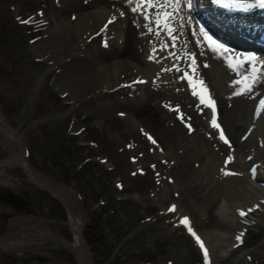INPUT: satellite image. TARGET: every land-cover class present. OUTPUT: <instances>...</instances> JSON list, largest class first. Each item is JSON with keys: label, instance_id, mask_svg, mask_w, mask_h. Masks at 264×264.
Listing matches in <instances>:
<instances>
[{"label": "rangeland", "instance_id": "374dc122", "mask_svg": "<svg viewBox=\"0 0 264 264\" xmlns=\"http://www.w3.org/2000/svg\"><path fill=\"white\" fill-rule=\"evenodd\" d=\"M104 1L0 0V109L22 139L21 145L0 125V191L11 193H0V237L9 235L14 220L34 224L15 240L0 241V264H79L78 255L63 239L76 237L66 200L34 180L19 161L1 162L11 156L7 146L17 150L23 146L27 161L37 171L73 188L75 193L69 196L76 208L83 209L81 232L93 264H205L195 238L181 224L185 213L178 214L179 204L187 207L199 230L225 232L237 242L226 253L223 241L216 239L209 264H264V214L258 219L241 217L245 223L240 224L225 204L229 212H219L225 192L211 181L210 141L198 137L197 147L190 141L203 124L196 119L201 110L189 98L173 96L159 82H151L138 99L128 101L130 93L118 86L133 74H127L126 64L103 94L107 102L118 98L123 102L102 109L93 92H83L90 76L82 77L78 96L68 97L54 82L60 69L35 51L34 45L64 17L75 22L90 11L88 29L95 33L105 16L95 10ZM134 17L130 19L137 22L136 31L145 36L141 18ZM104 37L98 33L94 40L89 38L85 50L103 56L107 63L117 57L132 58L131 49L123 53L122 48L106 47L110 40L106 43ZM122 39L124 47L139 50L135 62L144 66L146 42L128 33ZM115 50L117 57L112 56ZM262 83L257 82L251 92L237 87L234 93L218 96L226 108V127L244 149L259 145L264 136L247 128ZM243 96L250 99L248 109ZM175 102L180 103L183 116L174 114ZM187 119L194 125L191 131ZM147 131L155 134L156 144ZM228 200L232 204V198ZM174 204L175 211L170 212Z\"/></svg>", "mask_w": 264, "mask_h": 264}, {"label": "bare ground", "instance_id": "6f19581e", "mask_svg": "<svg viewBox=\"0 0 264 264\" xmlns=\"http://www.w3.org/2000/svg\"><path fill=\"white\" fill-rule=\"evenodd\" d=\"M108 1L109 0H106V2L104 1V3H101V6L95 11L101 13L100 16H102L103 13V15H105L102 16L104 19H106L108 16H115L116 19L113 23L108 24L106 29L102 24L104 21L103 20L99 27L98 33H103V37L108 36L110 41L106 47L109 46L111 48V46H113L115 49L122 48L121 51L123 53L131 49L132 58L130 60L124 61V59L117 57L118 51L115 50L112 52V56H116L117 58L112 60V62L107 63L103 56H95L92 52L85 50L84 45L87 43L86 41L89 38L94 40L98 35V33L97 35L92 33L94 30L88 29L91 26L89 23V19L91 18L90 11H84L75 22H73V20H71L69 17L56 20V24L50 28L52 29L49 32L50 35L43 38L34 45L35 51L37 53H40L41 55L44 54L51 59V66L55 65L58 67V69H60V72L56 75L54 82L59 84L62 90H65L67 96L72 98L78 96L77 89H80L79 84L83 82L85 77L87 78L90 76L88 77L89 79L87 78L89 81L86 84V87L83 88V92H93V94L98 98V103L101 105V108H104L106 105H110L113 102H115V104L123 102V100H120L119 98L111 102H107V100L103 97V94L105 93L106 86L108 87L109 85L114 84L111 83V81L114 79L113 77L116 76L115 74H117L119 70H122L120 68L127 64V66L130 68V70L128 69L127 74H133L130 76L127 75L128 77L126 76V78L124 77L125 79L122 81V84L119 85L118 83V86L119 88L127 89L128 93H130L127 96V98H130L128 101L132 102L135 101L136 98L138 99L140 97V93L143 94V89L145 88L146 83L154 82L155 84V82H159L158 84L166 87L167 90L174 94L173 96L189 98L191 102H193L192 105L198 107V110H200L199 106L203 105L199 104L197 97H193L191 95V87L185 81L179 80V77L185 72L184 68L189 67L191 64V54L196 53L197 71L195 73H197V75H203L211 84L213 96L218 100L219 116L225 123V120H227L225 111L226 108L224 105L222 106L218 96L220 94L234 93L238 90L237 87L242 92H244L246 91L247 85L251 83L250 80H245V74L248 76L252 75V71L248 67L249 62L243 61L245 52H242L238 47L243 42H247L248 40L244 39L242 36L233 34V38L236 40L237 45L229 46L225 44L230 49L234 50L226 55L233 58L236 56L241 57V66L237 67V61L233 59L232 67L230 68L228 60L225 59V55H221L219 53L214 55L208 50L206 42L203 41V37H200L199 35L194 37L192 35L193 30H198L201 26L205 27L203 23H200L197 20V17L200 16L208 26L220 29L226 40H228L230 37L224 32V28L228 25H245L249 26L250 28L253 27L255 40L261 39L262 43H260V45H264V12H260L259 9L254 7L255 12L253 11V13L251 12L246 16L229 14L211 6V4L208 3V0H196L194 9L189 11L185 4V0H180V8L174 14L175 19L170 21L171 26L175 29L173 36L176 37V40L173 41L168 37L163 29L159 31V36H157V26L154 23L151 25L154 30L152 33H148L147 29L143 27L145 36H140L136 31V29H138L137 22H134L132 19H130V17L139 16L141 18H138V20H140L139 23H141L143 26L145 21L142 19V17L140 15H134L130 11V9L127 7L126 0H112L113 2ZM154 2H157V0H154ZM159 2H162V0H159ZM170 9L171 5H168L166 10L170 11ZM150 11L154 15L155 9ZM121 12H124V16L122 17L120 16ZM127 15L129 16L126 19ZM44 16L46 15H43V17ZM189 16L192 18V23L187 22ZM128 19H130L129 22ZM197 21L199 23H196ZM124 22H127V24ZM259 25L261 27H259ZM124 32H126V34H124ZM127 33L134 36L135 38L137 37L138 40L140 39L146 42L145 48L143 49L144 53L146 54L144 55V66L135 62L139 52L138 49L131 48L129 45L124 47L125 44L123 45L122 38L123 35H127ZM86 35L87 38H84ZM197 39L201 40L203 51L205 53L204 55H200V51L202 49L201 47L197 46ZM256 42L259 43L258 41ZM173 43H175V46H173ZM105 50L106 48L103 52L107 51ZM149 55L153 56V60H149ZM37 56H39V54ZM255 56L259 61H264V55H262L260 49L256 51ZM204 63H207L209 67H203ZM258 63V69L264 72V63ZM183 65H185L184 68H182ZM177 68L179 71L176 70ZM190 71L192 72V69H190ZM83 76H85L84 79H82ZM141 76L147 77L144 83H133L134 81H137L135 78ZM164 78L167 80L166 82L163 80ZM118 82H120V80ZM262 84H260L257 88H254L255 93ZM248 97H242L244 108L247 109L250 105V99ZM173 111L174 114L179 115L183 110L181 109V105H179V108L173 109ZM252 116L253 117H251V121L247 128L253 129L252 132L255 134L260 132L264 133V104H262L257 115H255L252 111ZM196 119L199 125L203 124L201 127L203 130L201 129V131L195 137H192L190 141L194 147L199 146L198 137L207 139L208 144L210 141L209 146L212 148L208 149V151L211 152L208 154L207 159L212 166L211 181L216 184L218 188L225 192L223 195L225 199L219 212L223 215L227 214L229 210H225V205L228 206L231 211L236 213L235 217L240 222V224H244L245 221H242L238 210L247 211L248 209H252V211L249 212L246 217L253 219L260 218L261 215L264 214V136L260 137L261 143L259 145L254 146L251 144L248 149L242 148L240 143H235L234 139L231 137L229 141L231 147H229L219 139L217 129H213L211 127L210 109L203 106L202 111L196 112ZM0 125H2L9 137H15L22 145V139L20 138L17 129L11 125L10 121L4 116L1 109ZM212 137L213 139L211 140L210 138ZM213 140L217 143L213 144ZM8 144H10L9 141H7V145ZM243 144L245 143L243 142ZM7 147H10L11 156L7 159H3L1 162L14 163L15 161H19V163L25 166L30 176L34 180L41 184H46L57 193H60L61 196L66 200L70 208V220L76 237L74 241L64 237L63 239L70 247L74 249L75 253L78 255L79 264H93L90 260L91 255L88 246L81 232L84 222L83 209L76 208L69 196L74 195L75 192L73 191V188L70 185H66L64 183L54 182L48 176L37 171L27 161L23 146L22 150H17L15 147L11 148V146ZM159 153L161 154V151ZM229 155L233 156V161L227 165V168H225V160ZM139 159H137V162ZM253 167L256 168L255 176H252L250 171ZM222 169L238 174L224 176L221 171ZM230 197L232 198V204L228 203V199ZM179 205L177 208L178 214H187V207L184 204ZM193 218L194 217L189 214V226L206 242L208 254H211L212 249L214 250L216 239L220 240V242L223 241V252L226 253L237 245V242L231 240L230 235L225 234V232L199 230L198 227L194 225ZM33 226L34 224L27 222V220H14L11 222L9 235L0 237V241H12V239L15 240V237L17 234H19V232L25 228H32ZM50 232L53 233L52 231ZM235 234L238 237V234ZM13 242L16 243V241Z\"/></svg>", "mask_w": 264, "mask_h": 264}, {"label": "snow or ice", "instance_id": "6c2138e0", "mask_svg": "<svg viewBox=\"0 0 264 264\" xmlns=\"http://www.w3.org/2000/svg\"><path fill=\"white\" fill-rule=\"evenodd\" d=\"M196 0H185V4L189 11H192L195 7ZM216 3L222 7H228L231 9H236L239 11H249L254 7L264 8V0H216ZM127 7L130 9V11L134 15H140L142 19L145 21L143 24V27L147 29L148 33H152L154 30L151 27V25L154 23L157 26L156 35L159 36V31L163 29L168 37L172 39L173 41L176 40V37L173 36V32L175 29L171 26L170 21L175 19V13L180 8V0H162V2H154V0H126ZM158 4V6H157ZM171 5V11L166 10L167 6ZM155 9L154 15L150 10ZM120 16H124V12L120 13ZM116 17L112 16L107 24H105V29L107 28L108 24H111L115 21ZM31 20V18H30ZM28 21H22V23H29ZM188 23H192L191 16L187 19ZM196 23H199L198 21ZM192 35L196 37L199 35L200 37H203V41L206 42L208 50L215 54H221L225 55V59L229 62V67H232V60L235 59L237 61V67L241 66L240 61L241 57H231L226 54L229 52H232L234 50L230 49L228 46H226L223 42L218 41L216 38H214L206 29L205 27L201 26L198 30H193ZM196 44L198 47H201L200 55H204L203 46L201 44V40L197 39ZM106 46V45H105ZM173 46H175V43H173ZM166 47V45H165ZM163 50V49H161ZM149 60H153V56L149 55ZM243 61L251 62L253 67L251 69L252 75L248 76L245 74V80L251 81L247 85L246 91L251 92L253 90L254 85L257 82H264V72L260 71V69H257L255 67V64L260 62L264 63V61H259L258 58L255 55H246L243 57ZM189 67L192 69V72L195 73L197 71V59H196V53L191 54V64ZM203 67L207 68L209 65L207 63H204ZM170 70V69H168ZM179 71V69H176ZM167 71V70H166ZM247 71V69H246ZM179 80L185 81L190 87H191V95L193 97H197L199 104L203 105L205 108H208L211 110V127L213 129H220V125L217 123V109L215 106V101L211 99L210 93L208 92L207 87L204 85V81L201 79L198 82L194 80L192 75H189L187 71L183 73L182 76L179 77ZM133 83H144V81H134ZM197 83L201 86L199 91L197 90ZM261 104H264V101H261ZM123 115V114H121ZM189 128V131H191V125H187ZM148 139L151 141L152 144H156V141L152 139L151 136L148 137ZM219 139L223 141L225 145H228L231 147L230 142L225 137L223 130L220 129L219 132ZM233 161V156L229 155L225 160V168H227V165ZM166 163V162H165ZM153 168L155 166L153 165ZM224 176L228 175H237L238 173L226 171L224 169L221 170ZM253 173H255V169H251ZM135 175V173H133ZM118 188L122 187L121 185H117ZM170 212L175 211V205H173L170 209ZM252 209L245 210H238V213L241 217H246V215L251 212ZM181 224H183L185 227H187L188 232L195 237L196 242L199 244L200 248L203 250L204 258L207 264L208 260V251L204 247L203 242L200 240V237L192 230V228L189 226V220L187 217H184L181 220ZM237 239H240L238 236Z\"/></svg>", "mask_w": 264, "mask_h": 264}, {"label": "trees", "instance_id": "16d2710c", "mask_svg": "<svg viewBox=\"0 0 264 264\" xmlns=\"http://www.w3.org/2000/svg\"><path fill=\"white\" fill-rule=\"evenodd\" d=\"M6 195H9V196H11V193L10 192H6L5 193ZM18 196H21V197H23V195L21 194V195H18Z\"/></svg>", "mask_w": 264, "mask_h": 264}, {"label": "water", "instance_id": "95a60500", "mask_svg": "<svg viewBox=\"0 0 264 264\" xmlns=\"http://www.w3.org/2000/svg\"><path fill=\"white\" fill-rule=\"evenodd\" d=\"M54 182H57V181H54Z\"/></svg>", "mask_w": 264, "mask_h": 264}]
</instances>
